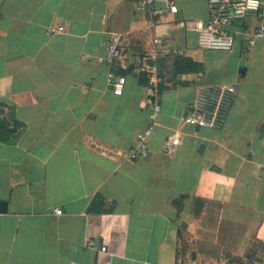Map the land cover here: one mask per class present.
Returning <instances> with one entry per match:
<instances>
[{
    "label": "crops",
    "instance_id": "crops-1",
    "mask_svg": "<svg viewBox=\"0 0 264 264\" xmlns=\"http://www.w3.org/2000/svg\"><path fill=\"white\" fill-rule=\"evenodd\" d=\"M136 1L0 0V264H182L207 203L213 250L192 246L191 259L264 264V36L199 48L207 0L154 15ZM110 33L120 93L102 60ZM150 58L161 110L148 154L129 161L151 109L135 70ZM221 83L237 85L222 127L186 122L197 86Z\"/></svg>",
    "mask_w": 264,
    "mask_h": 264
},
{
    "label": "built area",
    "instance_id": "built-area-1",
    "mask_svg": "<svg viewBox=\"0 0 264 264\" xmlns=\"http://www.w3.org/2000/svg\"><path fill=\"white\" fill-rule=\"evenodd\" d=\"M162 1L165 7L156 8L155 3ZM137 5L147 9L151 14L173 11L175 4L171 0H137ZM208 16L204 24L197 30L196 44L199 48L211 50H230L235 39L242 38L245 49L248 50L258 37L264 36V8L261 0H207ZM255 18L254 26L242 25L245 18ZM63 27H58L61 31ZM119 37L115 33L109 34V42L106 54L102 60L110 66L108 84L117 93L124 87V76L113 69L118 55ZM183 54V51H179ZM154 57L147 54V57ZM145 62L137 67V77L145 76L147 96L146 103L151 107L148 119L149 124L137 135L135 145L128 149L126 160L133 161L143 158L148 154L147 141L152 132L156 118L161 110L159 96L164 83V76L160 72L157 63ZM237 91L235 83L204 84L197 86L192 100V111L186 116L185 121L198 127L220 128L225 122L226 116L234 100ZM177 141L172 137L168 144ZM61 209L56 208L55 214H61ZM92 241H88L91 245ZM105 250V246H101Z\"/></svg>",
    "mask_w": 264,
    "mask_h": 264
},
{
    "label": "rangeland",
    "instance_id": "rangeland-1",
    "mask_svg": "<svg viewBox=\"0 0 264 264\" xmlns=\"http://www.w3.org/2000/svg\"><path fill=\"white\" fill-rule=\"evenodd\" d=\"M2 118V117H0ZM206 208L204 209V214L201 217L200 220V232L202 234V238H200V240L198 241H193V242H185L182 243V247H181V251H182V264H202L199 263L198 261H196L195 259H191L190 256V249L192 248V246H199V248L201 249L200 246H202V248L204 249V251L207 252H211L212 247L209 241V234H211L213 227H214V212L216 210V204L214 203H207L205 204ZM190 239V237H188V240ZM251 250H253L254 252V258L259 259L263 256L262 254V249L260 247V245L258 243H253ZM205 264V263H203ZM251 264H260L259 262L255 263V262H251Z\"/></svg>",
    "mask_w": 264,
    "mask_h": 264
},
{
    "label": "water",
    "instance_id": "water-1",
    "mask_svg": "<svg viewBox=\"0 0 264 264\" xmlns=\"http://www.w3.org/2000/svg\"><path fill=\"white\" fill-rule=\"evenodd\" d=\"M170 82H172L173 84H179V85H181V86H183V85H187V84H188V82H185V81L174 82V81L170 80ZM11 108H12V117H13L14 120H17L16 115H15V106L12 105ZM192 109H193V108H192V102H191V103H190V107H189L188 110H189V111H192ZM20 134H21V132H20L17 136L13 137L12 139L7 140L6 142H7V143H10V144H14V143L17 141V139H18V137L20 136ZM4 205H5V202H1L0 210H4V209H5V208H4ZM191 254H192V256L194 257L195 252L192 251Z\"/></svg>",
    "mask_w": 264,
    "mask_h": 264
},
{
    "label": "trees",
    "instance_id": "trees-1",
    "mask_svg": "<svg viewBox=\"0 0 264 264\" xmlns=\"http://www.w3.org/2000/svg\"><path fill=\"white\" fill-rule=\"evenodd\" d=\"M140 77L145 80V76L143 74H141ZM0 127L7 129V127L5 126V124L3 122H0ZM6 138L7 137H4L3 139L5 140ZM178 209H180V207H178Z\"/></svg>",
    "mask_w": 264,
    "mask_h": 264
}]
</instances>
